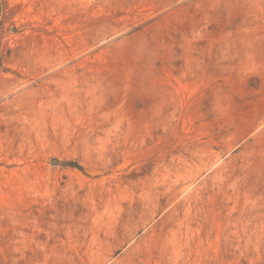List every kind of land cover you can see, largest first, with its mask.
Here are the masks:
<instances>
[{"label": "rangeland", "instance_id": "obj_1", "mask_svg": "<svg viewBox=\"0 0 264 264\" xmlns=\"http://www.w3.org/2000/svg\"><path fill=\"white\" fill-rule=\"evenodd\" d=\"M0 264H264V0H0Z\"/></svg>", "mask_w": 264, "mask_h": 264}]
</instances>
